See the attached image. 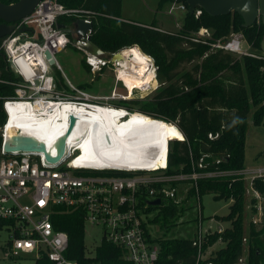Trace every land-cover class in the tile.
<instances>
[{"label": "built area", "instance_id": "built-area-1", "mask_svg": "<svg viewBox=\"0 0 264 264\" xmlns=\"http://www.w3.org/2000/svg\"><path fill=\"white\" fill-rule=\"evenodd\" d=\"M175 8L182 9L184 13L188 11L182 0H173L168 13ZM201 12V8L195 7L192 14L198 17ZM92 15L87 10L65 7L58 0H40L30 14L15 22V28L9 34L0 38V55L12 73V78L0 77V83L12 86V93L0 94V110L5 116L0 122V220L4 221L3 227L10 229L9 239L2 247L3 255L7 258L29 255L37 259L44 253L54 264H78L76 260L65 257L68 234L64 230L54 229L52 215L80 209L84 224L101 227V240L119 246L123 260L131 264H160L159 245L147 230L150 224L147 210L151 206L149 201L159 198V206L169 202L179 205L185 199L176 198L178 186L187 184L182 188L185 198L189 189L193 188L199 211L198 229L191 237V245L195 248L191 264H213L210 260L213 254L209 250L212 244L205 246L207 237L222 233L226 227L218 224L216 229L202 230L198 180L241 181L244 223L246 221V226L250 223L261 226L264 224V194L254 186V182L256 179L264 181V167L223 168L220 158H210L206 153L195 156L189 151L190 170L167 173L168 149L163 164L136 169L75 165L73 160L79 156L77 144L66 148V156L57 163H48L42 153L4 150L5 138L21 131L20 124L34 126L56 115L59 121L67 105L73 107L72 111L74 107L89 111L105 105L128 112L126 107L100 100L126 99L133 91L148 92L158 86L156 65L149 55H146L147 62L154 73L153 78L129 90L118 75L119 69H125L124 66L120 59L112 58L116 52H105L100 56L75 44L72 32L74 21L81 18L92 23ZM61 16H75L76 19L70 25L60 24L58 18ZM91 30L86 32L89 39ZM191 34L193 40L207 43L210 50L222 49L250 55L248 50L251 46L241 33L212 38L211 31L201 26ZM243 43L247 45L246 48L242 47ZM68 45L82 51V59L91 74L100 73L105 68L115 73V85L109 95L93 96L74 88L68 80L70 90L61 91L58 88L44 51L49 50L55 58V54ZM55 64H58L56 59ZM117 82L124 87V93L116 89ZM121 118L122 122L126 121L124 117ZM10 130H14L13 133H9ZM60 135H56L55 139ZM216 136L208 133L209 138ZM211 163L216 165L211 166ZM117 171L124 173L117 174ZM230 201L233 199L230 198ZM242 242H246L245 236ZM240 260L241 257L238 258ZM176 264L184 263L179 261Z\"/></svg>", "mask_w": 264, "mask_h": 264}, {"label": "trees", "instance_id": "trees-1", "mask_svg": "<svg viewBox=\"0 0 264 264\" xmlns=\"http://www.w3.org/2000/svg\"><path fill=\"white\" fill-rule=\"evenodd\" d=\"M0 1L12 3L17 0ZM58 1L65 7L93 13L90 40L104 52L113 53L133 46L143 55L152 57L156 65L157 91L142 102L138 99H121L118 106L130 111L133 109L132 105L136 104L138 107L135 111L138 113L177 125L184 140H180L177 133L168 127L167 141H171L168 142L167 173L188 172L189 151L195 156L206 153L210 158L218 157L223 168L244 167L247 115L252 107V123L264 124V57L234 56L222 49L210 50L207 43L193 40L191 33L201 26L211 29L212 38L228 37L231 33L238 32L252 48L263 53L261 41L264 39V24L261 19L244 27L242 17L236 12L214 16L202 10L195 17L187 11L180 29L173 32L162 29L155 20L143 25L121 19V0ZM163 1L165 0H160V4ZM182 1L187 5L185 0ZM75 19V16H61L58 22L70 25ZM69 36L72 40L70 33ZM182 63H192V66L186 70H178ZM81 64L88 71L83 59ZM53 74L57 84L68 87L57 68H53ZM0 77L12 78L1 55ZM78 86L83 87L81 84ZM10 93L12 86L0 83V94ZM4 117L0 110V122ZM208 133L217 136L209 138ZM214 165L216 163H211V166ZM122 173L124 172L117 171V174ZM254 186L264 194V181L256 179ZM206 192H213L215 199H233L226 215H216L220 220L229 221L230 225L222 233L209 235L205 243V246L216 240L224 243L210 257L213 264H236L243 250L245 227L248 251L246 263L264 264V224L260 227L252 223L245 226L242 182L230 183L225 179L208 178L198 180L199 195ZM190 195H194L193 188L187 193L188 197ZM153 206L155 205L149 206L147 210H151ZM160 208L165 215L170 216L177 211V205L171 202ZM149 221L154 222L155 219ZM52 223L54 229L64 230L68 234V245L64 251L68 259L76 260L78 264H131L121 258L122 250L119 246L104 239L93 249L86 246L85 224L80 209L54 214ZM3 224L4 221L0 220V229ZM154 241L159 245L160 264L193 262L195 248L191 245V237L154 238ZM34 264L54 263L42 253L34 260Z\"/></svg>", "mask_w": 264, "mask_h": 264}, {"label": "rangeland", "instance_id": "rangeland-1", "mask_svg": "<svg viewBox=\"0 0 264 264\" xmlns=\"http://www.w3.org/2000/svg\"><path fill=\"white\" fill-rule=\"evenodd\" d=\"M173 0H165L160 4V0H121L120 8V18L127 19L134 22L150 23L155 20L156 23L165 30L177 31L180 29L183 18L184 11L182 9L175 8L170 13L168 9ZM160 5V6H159ZM200 28V27H199ZM210 32L211 29L208 28ZM238 33V32H233ZM243 48H246L245 43L242 44ZM77 49V48H76ZM74 46L68 45L62 51L55 54L56 63L51 65L52 73L53 68H57L64 80L68 79L70 84L77 89L87 92L93 96L103 97L111 93L112 88L115 85V73L109 69L105 68L100 73L91 74L88 73L81 64V59L83 58V53L80 50H76ZM250 56L264 57V52L261 53L258 49L250 47L248 50ZM234 56H239V53H232ZM192 63H182L178 70L191 68ZM54 75V74H53ZM90 79H92L90 81ZM67 83V81H66ZM68 84V83H67ZM81 84L83 87H79ZM154 84V83H153ZM58 88L62 91L66 89H71L63 86V84H57ZM69 85V84H68ZM116 89L124 93L125 89L120 82L116 83ZM158 89V86L152 91L141 92L140 90L133 91L131 96L126 99H138L141 102L145 99L150 98ZM73 92L76 93L74 90ZM121 99L114 98L108 101L103 99L100 102H108L112 105H118ZM133 109L129 113L138 112L135 109L138 105L133 104ZM252 107L249 114L247 115V128L244 143V155L243 164L244 166H254V167H264V124L252 123ZM128 117V116H127ZM153 119V118H149ZM162 121V120H161ZM264 121V115L263 120ZM165 125L167 131L168 127L165 121H162ZM177 137L181 140L183 139V134L181 131L177 130ZM187 184H181L176 198H182L185 201L177 205V211L173 215H165L159 205H155L149 210V219H155L151 221L147 227V230L153 238H190L198 229L199 224V211L197 206V199L194 195H190L185 198L186 194L182 188ZM230 199H215L213 192H206L200 196L201 204V228L202 230L206 228L216 229L218 224L223 227L229 226V221L220 220L216 218L217 216H224L227 214ZM217 220H215V219ZM246 228V227H245ZM244 228V236L247 237L246 229ZM10 229L2 227L0 229V264H34V258L29 255H22L14 258L4 257L2 252V247L5 245L9 239ZM102 238V229L96 225L85 224L84 229V240L86 246L89 249H93L95 245ZM216 242V241H215ZM224 243H215L212 249L216 250L223 247ZM241 260L237 264H247V242L244 243L242 247ZM214 254V251H212Z\"/></svg>", "mask_w": 264, "mask_h": 264}, {"label": "bare ground", "instance_id": "bare-ground-1", "mask_svg": "<svg viewBox=\"0 0 264 264\" xmlns=\"http://www.w3.org/2000/svg\"><path fill=\"white\" fill-rule=\"evenodd\" d=\"M120 55L125 69L120 68L118 75L129 90L136 84L149 82L153 78L154 73L147 58L138 48H124ZM72 108L71 105L65 106V112L62 111L59 121L56 120V115L34 126L18 125L22 131L44 141L50 149L55 136L65 133L69 116L74 115L76 123L67 138L66 148L77 144L79 156L73 160L75 165L136 169L163 164L169 140L167 141L165 125L161 120L149 119L150 117L144 114L131 112L126 117L128 120L122 122L121 117H124L127 111L123 108L110 109L105 105L93 107L89 111H85L83 107H74L72 111ZM165 123L172 131L177 132L175 123ZM13 131L10 130L9 133Z\"/></svg>", "mask_w": 264, "mask_h": 264}, {"label": "water", "instance_id": "water-1", "mask_svg": "<svg viewBox=\"0 0 264 264\" xmlns=\"http://www.w3.org/2000/svg\"><path fill=\"white\" fill-rule=\"evenodd\" d=\"M40 0H17L12 3H3L0 1V38L9 34L15 28V22L20 18L30 14L35 5ZM188 12L193 13L195 7L201 8L210 15H223L232 12L238 13L243 19V26L247 27L261 19L264 24V0H185ZM88 29H92V23L85 22L77 18L73 23V35L75 44L83 50L103 56L105 52L94 44L86 36ZM84 42V43H82ZM261 49L264 51V39L261 41ZM121 51H117L112 58L122 59ZM48 63L53 65L55 58L49 50L44 51ZM120 55V56H119ZM116 56H119L116 57ZM74 115L69 116V125L59 137L52 142V148L48 149L45 142L38 139L35 135L19 131L13 135L7 136L4 140L5 152H36L42 153L48 163H57L66 156V141L75 126ZM177 140V139H174ZM54 151V153H53ZM151 205H159L160 199L150 200Z\"/></svg>", "mask_w": 264, "mask_h": 264}, {"label": "crops", "instance_id": "crops-1", "mask_svg": "<svg viewBox=\"0 0 264 264\" xmlns=\"http://www.w3.org/2000/svg\"><path fill=\"white\" fill-rule=\"evenodd\" d=\"M138 23H140V24H143V25H145V24H148V23H142V22H138ZM159 26V25H158ZM160 27V26H159ZM87 71V70H86ZM88 73H90L89 71H87ZM66 80H68V79H66ZM92 79H90V81H91ZM245 226L247 225L246 224V221H245ZM257 227H260V226H257ZM217 242H219V243H221V241L220 240H217L216 242H214L213 244H212V246L215 244V243H217ZM212 246L209 248V250H210V254H212V251H216V250H214V249H212ZM238 263V261L236 262V264Z\"/></svg>", "mask_w": 264, "mask_h": 264}, {"label": "clouds", "instance_id": "clouds-1", "mask_svg": "<svg viewBox=\"0 0 264 264\" xmlns=\"http://www.w3.org/2000/svg\"><path fill=\"white\" fill-rule=\"evenodd\" d=\"M129 112V111H128ZM128 112H127V115H128Z\"/></svg>", "mask_w": 264, "mask_h": 264}]
</instances>
